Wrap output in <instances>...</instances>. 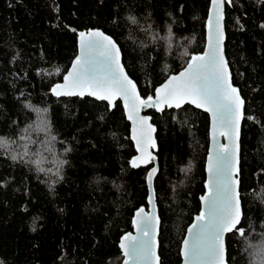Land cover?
Segmentation results:
<instances>
[{"label":"trees","instance_id":"1","mask_svg":"<svg viewBox=\"0 0 264 264\" xmlns=\"http://www.w3.org/2000/svg\"><path fill=\"white\" fill-rule=\"evenodd\" d=\"M210 3L0 0V264L122 263L121 238L149 205L152 166H132L136 149L121 101L111 108L89 96L57 99L51 88L77 56L79 31L100 28L120 45L143 97L152 96L203 50ZM225 8L227 60L246 102L245 237L227 236V256L230 264H262L254 253L264 247V0ZM146 113L158 128L161 264H179L205 190L210 119L191 105Z\"/></svg>","mask_w":264,"mask_h":264},{"label":"snow or ice","instance_id":"2","mask_svg":"<svg viewBox=\"0 0 264 264\" xmlns=\"http://www.w3.org/2000/svg\"><path fill=\"white\" fill-rule=\"evenodd\" d=\"M232 0H212L213 18L209 24V51L190 58L187 67L179 75L172 76L167 83L155 90V98L142 99L135 82L129 78L120 62V49L116 42L100 31L80 33V55L72 71L64 77L63 84H56L51 92L56 96L85 94L100 100L124 99L129 107V119L140 128V136H134L141 156L132 160L133 167L153 160L150 153L154 147L151 132L155 131L147 118L139 116V110L163 106L180 108L183 103L194 104L212 114L213 137L217 131L228 137L229 145H219L209 156L208 191L202 196L204 210L196 216V222L188 230L189 238L183 242L184 264H227L224 244L225 233L236 232L245 237L241 224L243 212L240 203L239 180L236 178L238 138L240 121L245 119L244 100L239 90L231 83V74L222 55L224 3ZM213 23L215 29L213 31ZM170 31V30H169ZM87 90V92H86ZM251 118V117H249ZM54 139V138H53ZM6 142L0 143V147ZM17 157L12 156L15 160ZM37 164L40 161H36ZM39 171H44L40 168ZM156 172L153 168L148 182ZM154 196V193H153ZM152 199V197H150ZM158 217L155 205L151 214L140 208L136 213L138 235H125L120 247L124 256L134 264H159L156 255L155 233ZM255 249V245H249ZM264 264V247L254 253ZM128 264V261L125 262Z\"/></svg>","mask_w":264,"mask_h":264},{"label":"water","instance_id":"3","mask_svg":"<svg viewBox=\"0 0 264 264\" xmlns=\"http://www.w3.org/2000/svg\"><path fill=\"white\" fill-rule=\"evenodd\" d=\"M229 3H224V5H223V19H222V21H221V25H222V31H223V41H222V55H223V57H224V59H225V61L227 62V67H228V70H229V72H230V74H231V83H232V85L234 86V87H236L238 90H239V95L241 96V98L243 99V95H242V93H241V90H240V88L238 87V86H236L235 84H234V81H233V75H232V71H231V67H230V65H229V61L227 60L228 58H227V54H226V40H227V34H226V26H225V18H226V8L225 7H227V5H228ZM231 4V3H230ZM209 9V12H208V17H207V21H205L206 22V36H205V45H204V47H203V50L202 51H200V52H198V53H195V54H193L192 56H194V55H203L205 52H208L209 51V24H208V22H209V20L211 19V18H213V7H212V0H211V3H210V8H208ZM214 29H215V24L213 23V31H214ZM92 31H100V32H103L105 35H107V36H110L112 39H113V37L111 36V35H109V34H107L106 32H104L102 29H100V28H93V29H89V30H81V31H79V33H78V52H77V56L74 58V60L72 61V63H71V65H69V69L67 70V72L65 73V75H64V77L65 76H67L68 75V73L69 72H71L72 71V67H73V65H74V63H75V61H76V58L80 55V33L81 32H85V33H88V32H92ZM115 42H116V44H117V46L119 47V49H120V62H121V64L124 66V70H125V72L128 74V76H129V78L130 79H132L134 82H135V84H136V88H137V92L139 93V95H140V97L142 98V99H146L145 97H143V95L141 94V91L139 90V85H138V83L132 78V77H130V74L128 73V71H127V69H126V67H125V64H123L124 63V61H123V54H122V52H121V48H120V45L117 43V41L115 40V39H113ZM191 56V57H192ZM190 61V59L187 61V64H188V62ZM187 64L181 69V70H179L178 72H174V74L172 73V74H170V75H168V77L160 84V85H158L156 88H155V90L157 89V88H159V87H161L163 84H165V83H167V81L172 77V76H176V75H179V73L180 72H182V71H184V69L187 67ZM64 77H63V79H61L62 81L61 82H59V83H57V84H63L64 83ZM56 85V84H55ZM54 85V86H55ZM53 86V87H54ZM86 92H87V90H86ZM52 93V92H51ZM53 94V93H52ZM54 95V94H53ZM55 97H57V99L58 98H60V97H76V96H80V95H72V96H68V95H64V96H56V95H54ZM85 96H89V97H92V98H94V99H96V101L97 100H99V101H106L107 102V104H109L110 105V107L111 108H114V106H115V103L117 102V101H121L122 103L121 104H123V106H124V111H125V117H127V119H128V121L130 122V124H131V138H132V142H134V146H135V149H136V154H135V156L133 157V159L134 158H136V157H138V156H141V152H140V149L137 147V141L135 140V139H133V137L134 136H137V137H139L140 136V128H139V125L138 124H134V122H133V120H131V119H129L128 117H129V107H126V105H125V101H124V99L122 98V97H120V96H116L113 100H111V101H109V100H100V99H97V97H95V96H91V95H88V94H85V95H83V96H80V97H85ZM152 97L153 98H155V91H154V94L152 95ZM244 100V102H245V99H243ZM185 105H191V106H193V107H195V108H197V109H200V110H202V111H204L205 113H207L208 115H209V119H210V128H209V138L208 139H210L209 140V147H208V153H207V156H206V163L204 164L205 165V172H206V180H205V190H204V194L202 195V196H205V195H207V191H208V180H209V173H208V162H209V156L210 155H212L213 153H214V151H215V149L219 146V145H229V143H230V141H229V139H228V137L227 136H225V135H220L219 134V131H217V133H216V135H215V139H214V137H213V121H212V114L210 113V112H207L205 109H202V108H198V107H196L194 104H191V103H183L182 105H181V107L180 108H182L183 106H185ZM245 105H246V102L244 103V110H245ZM151 109H155L157 112H162V111H159L158 109H156V108H144V107H141L140 108V110H139V116L140 117H145V118H147V122H148V124H150L151 126H152V128L155 130V131H153V132H151V140L152 141H154V147H150V148H148L147 149V152L145 153V159H147V154L148 153H150L151 154V156L152 157H154V159L153 160H150V161H148V162H146V163H141L140 164V167H147V166H152L151 167V170L149 171V173H148V176H149V174L152 172V169L153 168H155L156 169V172H155V174H154V176H153V178H152V182L151 183H149L148 182V187H149V195H148V203H149V205H147V207L148 208H145V207H141V208H143L144 209V211H145V213H149V214H151L152 213V211H153V205H155V214H156V216L158 217V225H157V227H156V233H155V241H156V249H155V252H156V255L159 257V264H161V256H160V250H159V248H160V232L159 231H161V216H160V211H159V207L157 206L158 204H157V202H156V196H155V190H154V185H153V179L155 178V176L157 175V173H158V171H159V166H160V164H159V158H158V155L156 154L157 152H158V150H159V143H158V141H157V131H158V128H156L157 126L152 122V117L148 114V113H146L147 111H149V110H151ZM165 109H179V108H176V107H167V106H163V111L165 110ZM245 113V112H244ZM243 121H244V119L243 120H241L240 121V126H239V138H238V152H237V160H238V164H237V166H238V168H239V172L237 173V175H236V178L239 180V189H240V183H241V178H240V176H241V151L240 150H242V146H241V136H242V123H243ZM132 159V160H133ZM134 168H139V167H134ZM148 181V180H147ZM238 189V190H239ZM153 193H154V196H153ZM239 194H240V203L242 202V199H241V192H240V190H239ZM201 196V197H202ZM150 197H152V199H150ZM201 197H200V203H199V205H200V210H199V212L195 215V216H193V220H192V222L189 224V226H188V228H187V230H185L186 231V233H185V236H184V239H183V241H182V243H181V248H180V254H181V262L179 263V264H184V255H183V242L186 240V239H188L189 238V233H188V230L191 228V226L196 222V220H195V218H196V216L197 215H199L200 214V212L201 211H203L204 210V202L201 200ZM140 209V208H139ZM138 209V210H139ZM241 209H242V212H243V215H244V210H243V205H242V203H241ZM138 210H136V212H135V214H134V218L132 219L133 221H134V226H133V230L132 231H130V232H128V233H125L123 236H122V238H121V241H120V245H121V243L123 242V238H124V236L125 235H128V234H131V235H133V236H136V235H138V233H137V227H136V213L138 212ZM242 219H243V216H242ZM242 219H241V222H242ZM240 226V225H239ZM238 226V227H239ZM232 232H228V233H225V236H224V244H225V249H226V261H227V264H230L229 263V260H228V256H227V254H228V251H227V243H226V241H227V236L229 235V234H231ZM120 245H119V247H120ZM121 250H122V252H124V250L121 248ZM124 255V254H123ZM123 261H122V263L121 264H125V262L126 261H128V264H134V262H132V261H129L128 260V257H126V256H124V258L122 259Z\"/></svg>","mask_w":264,"mask_h":264}]
</instances>
